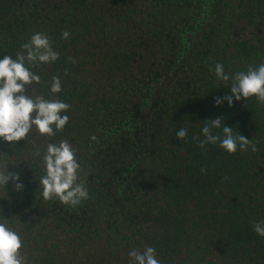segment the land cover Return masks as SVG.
I'll return each mask as SVG.
<instances>
[{
	"label": "trees",
	"instance_id": "16d2710c",
	"mask_svg": "<svg viewBox=\"0 0 264 264\" xmlns=\"http://www.w3.org/2000/svg\"><path fill=\"white\" fill-rule=\"evenodd\" d=\"M35 31L60 56L33 67L41 82L27 94L47 97L60 78L70 120L53 139L79 148L90 198L75 209L42 199L43 169L27 153L49 138L35 127L14 146L0 141L26 185L0 189V220L20 232L30 264H130L146 247L164 264H264L252 231L264 220V105L213 107L228 87L210 71L264 63V0H0V56L15 58ZM215 116L258 150L200 147Z\"/></svg>",
	"mask_w": 264,
	"mask_h": 264
},
{
	"label": "clouds",
	"instance_id": "9594fccd",
	"mask_svg": "<svg viewBox=\"0 0 264 264\" xmlns=\"http://www.w3.org/2000/svg\"><path fill=\"white\" fill-rule=\"evenodd\" d=\"M69 35L68 31L61 33L63 39H68ZM20 47L22 51L15 58L10 55L0 56V141L14 146L20 140L25 141L34 127L40 135L48 137V143L34 147L27 153L28 161L43 169V174L39 176L42 199L58 200L75 209L90 198V190L87 178L81 175L83 167L78 157L79 148L67 139H53L65 129L70 120V105L56 98L63 90L61 80L58 76L51 78L47 97L29 95L26 88L41 82L40 75L32 70L33 67L53 63L59 59L60 54L53 47L52 39L39 31L33 32L30 39ZM210 71L214 73L216 82L228 87V91L222 95L212 97L213 107L220 108L226 104L232 108L235 102H247L252 97L264 105V63L226 71L224 64L216 62ZM203 121L199 133L203 139L193 137L199 139L200 147L218 145L229 155L238 151L258 150L256 142L234 132L232 126L225 123L223 116ZM188 136L187 127H181L175 132L179 141L186 140ZM90 140L99 143L95 135ZM12 162L8 158L0 159V189L6 191V186L11 184L13 190L20 193L26 185L19 172L9 171ZM252 231L264 237V220L254 221ZM24 246L20 232L10 226L8 218L0 220V264H30L28 256L20 251ZM128 257L130 264H164L155 247H146L143 251L133 248L128 252Z\"/></svg>",
	"mask_w": 264,
	"mask_h": 264
}]
</instances>
